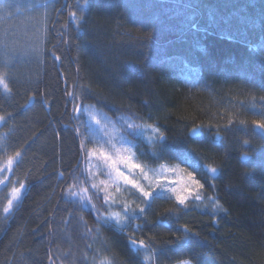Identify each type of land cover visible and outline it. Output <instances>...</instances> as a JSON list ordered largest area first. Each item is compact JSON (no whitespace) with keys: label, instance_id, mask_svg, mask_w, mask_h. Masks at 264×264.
I'll list each match as a JSON object with an SVG mask.
<instances>
[{"label":"trees","instance_id":"trees-1","mask_svg":"<svg viewBox=\"0 0 264 264\" xmlns=\"http://www.w3.org/2000/svg\"><path fill=\"white\" fill-rule=\"evenodd\" d=\"M50 1L0 0L9 13L49 2L50 13L42 60L38 47L22 43L9 64L0 54L11 89H0L6 117L0 134H8L9 154L22 151L9 179L27 183L8 215L2 210L11 185L0 186V264H93L94 258L99 264L101 256L136 264L131 229L97 225L92 211L64 198L69 173L83 167L76 130L89 136V111L117 128L125 121L159 128L167 137L159 159L141 137L129 135L149 153L139 162L194 171L204 185L202 199L224 209L216 214L211 203L204 209L190 202L171 228L155 227L177 207L156 201L135 221L143 225L137 239L155 247L169 242L155 264H264V131L253 125L264 120V0ZM38 11L27 23L36 19L42 26ZM35 31L41 43L44 30ZM77 105L84 109L79 119ZM197 126L204 137L190 138ZM178 151L190 153L195 169L177 159ZM209 167L217 168L214 178ZM96 202L103 205V193ZM184 227L192 233L190 245L171 243Z\"/></svg>","mask_w":264,"mask_h":264},{"label":"snow or ice","instance_id":"snow-or-ice-1","mask_svg":"<svg viewBox=\"0 0 264 264\" xmlns=\"http://www.w3.org/2000/svg\"><path fill=\"white\" fill-rule=\"evenodd\" d=\"M0 89L6 94L11 92L8 76L3 71H0ZM33 98L30 97L29 103ZM82 111H84L82 105L75 106L73 109L75 118L79 119ZM88 118L89 136H84L78 128L76 130L77 135L80 136L83 167L74 168L69 173L68 179L71 183L64 191V198L66 201L78 204L81 210L92 211L97 225L112 228L117 233H125L131 229L132 235L128 236V246L136 257V264H155L157 259L168 252L169 242H162V246L155 247L151 240L137 239L135 233L142 231L143 225L135 221L144 219L156 201L173 200L177 207L167 209L154 224L155 227L171 228L173 218H178L181 211H187L190 202L204 204V209L209 207L211 202L204 201L199 194V189L204 185L196 179L194 171L180 168L179 164L150 167L147 163L139 162L140 157L148 156L149 153L129 140V135L141 137L152 148L151 156L159 159L167 139L159 128L135 121H125L123 127L117 128L116 124L106 117H100L92 112L88 113ZM5 121L6 117L0 115V125ZM229 123L231 124V121ZM253 125L264 131V120L253 121ZM7 135V133L0 134V153H3L0 155V186L11 185L2 210L5 215L14 211L27 190L25 181L9 179L22 160V151L14 150L9 154ZM203 137L204 130L201 126L191 129L190 138ZM216 139H222L219 133ZM88 142H92L94 146L87 147ZM157 146H159L158 150ZM177 159L195 169L190 153L178 151ZM177 171L183 173V182L167 178L169 175H175ZM207 172L214 178L217 168L209 167ZM59 179H65L63 173L59 174ZM101 193H103L102 206L96 202L100 200ZM128 196L134 198L129 200ZM211 211L218 214L224 209L219 202H215L211 203ZM181 232L182 234L171 243L190 245L192 236L190 230L184 227ZM96 233H100V227L96 228ZM96 259L94 258L93 264H96ZM98 260L99 264H116L114 256L111 258L101 256ZM182 264H190V261L184 260Z\"/></svg>","mask_w":264,"mask_h":264},{"label":"rangeland","instance_id":"rangeland-1","mask_svg":"<svg viewBox=\"0 0 264 264\" xmlns=\"http://www.w3.org/2000/svg\"><path fill=\"white\" fill-rule=\"evenodd\" d=\"M50 2H54V0H51ZM39 9L41 8L38 6L30 10L18 9L13 13H9L5 10V8L2 5H0V54L2 55L3 58L7 59L9 56L14 55L16 52H18L20 50V47H22L21 43L23 45L28 44L38 47L36 59L42 60L44 58L46 53V46H45L46 43L44 42V38L45 36H47L46 34H48V29H49L48 27L49 15H50L49 6L47 5L44 6V8H42L44 13V23L42 24V26H40L41 21L39 19H38L39 21H36V19H34L35 22L33 21L30 23H27L28 21L26 20L28 14H37V13L41 14L40 11H38ZM28 28L30 29V31H32L31 34V32L28 30V33L31 34L30 38L32 39V41L27 40L28 38L26 35ZM40 29L44 30L43 38H42L43 41L41 43H40L41 40L39 38H36V31H35L38 30L39 32ZM45 39H47V37ZM7 63L9 64V59H7ZM89 112L95 113L98 116L102 117V115H100L96 111H89ZM90 145L91 147L94 146L92 142H90ZM167 178L169 180H176L183 182L184 175L183 173L177 171L175 175H169Z\"/></svg>","mask_w":264,"mask_h":264},{"label":"bare ground","instance_id":"bare-ground-1","mask_svg":"<svg viewBox=\"0 0 264 264\" xmlns=\"http://www.w3.org/2000/svg\"><path fill=\"white\" fill-rule=\"evenodd\" d=\"M49 4V2L48 3H45V4H43V5H41V6H39L40 8H44V6H47ZM258 132H262V130H260L259 128H258Z\"/></svg>","mask_w":264,"mask_h":264}]
</instances>
